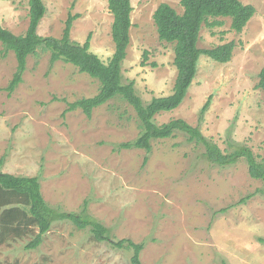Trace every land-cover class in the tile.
<instances>
[{
	"label": "rangeland",
	"instance_id": "rangeland-1",
	"mask_svg": "<svg viewBox=\"0 0 264 264\" xmlns=\"http://www.w3.org/2000/svg\"><path fill=\"white\" fill-rule=\"evenodd\" d=\"M47 11L38 33L61 38L68 15L79 14L71 38L108 63L115 53L108 0H43ZM256 14L241 33L224 25L204 26L199 48L233 42L228 63L201 56L184 102L156 116L158 125L182 119L225 153L247 146L264 157V94L257 88L264 67V0H239ZM131 45L124 81H135L145 103L173 94L177 78L174 46L159 39L153 20L167 3L179 14V0H131ZM29 0H0V25L15 35L29 27ZM148 53V59L144 54ZM50 52L30 56L23 81L7 90L17 70L15 53L0 42V170L39 177L45 201L60 212L90 216L114 241L144 243L142 264H264V181L253 179L247 160L220 167L202 144L184 133L152 141V151L120 148L142 133L135 109L120 98L94 109L89 118L70 104L95 97L100 82L72 64L50 63ZM211 103L202 112L206 102ZM38 230H35V234ZM0 246V264H132V248L95 240L89 228L57 220L42 244L35 237Z\"/></svg>",
	"mask_w": 264,
	"mask_h": 264
},
{
	"label": "trees",
	"instance_id": "trees-1",
	"mask_svg": "<svg viewBox=\"0 0 264 264\" xmlns=\"http://www.w3.org/2000/svg\"><path fill=\"white\" fill-rule=\"evenodd\" d=\"M179 1L184 10L183 14H179L169 4L162 3L153 15L159 39L174 46L177 78L172 95L154 97L145 103L138 94L135 81H124L123 66L131 45L133 26L131 17L134 8L131 0H108L109 11L114 17L112 39L115 45V53L108 63H104L98 55L91 52V34L84 44L72 40L71 32L74 22L80 18L79 14L68 15L61 38L40 36L38 29L47 8L43 0H29L30 23L24 35H15L0 25V42L6 52L15 53L18 63L7 90L10 94L13 93L23 81L30 56L37 55L39 50L50 52L51 65L59 61L72 64L80 73L88 74L101 84L95 97L80 99L70 104L67 111L81 109L91 118L94 109L116 98L124 100L135 109L141 122L142 133L135 141L121 144L120 148H137L151 152L152 141L169 139L177 133H184L188 142L204 146L205 155L212 164L227 167L245 158L250 176L264 181V157L258 159L247 146L235 147L230 144L229 147L233 150L225 153L205 138L198 127H193L182 119L162 125L155 121L158 114L171 112L184 102L196 78L201 56H208L222 64L231 61L235 50L233 42L211 49L199 48L202 28L221 27L224 21L218 19L230 18L231 29L241 33L256 14L254 6L244 5L239 0ZM144 58L148 59L147 52ZM257 88L264 94V67L260 72ZM210 103L211 98L202 112L207 110ZM57 220H70L79 229L89 228L95 240L109 242L115 248H132V264H142L140 253L145 244H136L128 239L114 241L109 235V230L90 216L87 203L79 213L60 212L45 201L39 177L16 176L0 170V246L11 240L33 236L37 229L38 233L25 246L27 250L37 249ZM260 242L264 243V238H261Z\"/></svg>",
	"mask_w": 264,
	"mask_h": 264
}]
</instances>
